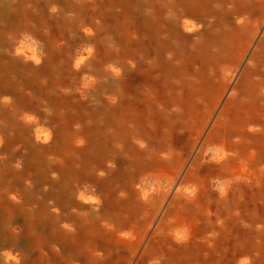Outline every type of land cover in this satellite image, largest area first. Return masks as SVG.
I'll return each instance as SVG.
<instances>
[{
  "label": "bare ground",
  "instance_id": "1",
  "mask_svg": "<svg viewBox=\"0 0 264 264\" xmlns=\"http://www.w3.org/2000/svg\"><path fill=\"white\" fill-rule=\"evenodd\" d=\"M57 1L66 4L69 0ZM10 3L0 0V17L13 19L18 29L29 27L33 17L42 21L40 14ZM39 46L37 36L24 32L9 52L38 64L42 57ZM89 52V46L76 43L67 60L75 61L79 54L80 62ZM9 64L17 65L10 57L4 62L0 55V120H12L10 131H30L42 141L53 133L63 137L64 143L52 149L47 165L0 164V264H211L213 253L223 251L231 240L236 242L234 264L258 260V191H247L257 177V146L236 149L231 137L221 131L216 139L203 143L206 124L196 127L190 113L184 132L187 149H127L132 144L126 143L129 134H123L137 128L129 130L125 122L136 124L138 101L148 102V91L136 100L132 97L130 107L116 109L106 102L91 111L80 100L49 93L52 86L66 83V68L55 80L49 78L45 85L34 84L29 89L52 110L45 122L39 117V98L35 105L21 107L23 101L14 84L5 77L12 70ZM104 66L106 72L118 75L112 61ZM236 66L233 73H227L231 78ZM79 78L86 88L94 79L90 73H82ZM24 81L29 85L27 79ZM9 96H15L20 108L15 114L3 105L9 102ZM246 110L247 116L241 114L230 122L235 126L232 132L255 122L258 105H247ZM97 115L102 123H92L87 133L79 135L92 143L100 139L104 142L109 125L123 133L121 138L126 137L120 149H79L65 140L63 133L74 121ZM212 131H208V138ZM142 137L133 134L134 139ZM31 156L39 158L35 153ZM113 165H117L114 170ZM27 172H31L34 183L26 177ZM119 184L124 190L117 199L114 190ZM247 218L250 224L245 227Z\"/></svg>",
  "mask_w": 264,
  "mask_h": 264
},
{
  "label": "rangeland",
  "instance_id": "2",
  "mask_svg": "<svg viewBox=\"0 0 264 264\" xmlns=\"http://www.w3.org/2000/svg\"><path fill=\"white\" fill-rule=\"evenodd\" d=\"M8 1L12 6L20 4L25 12L40 14L42 20L31 17L29 27L18 29L13 19L0 17V55L4 62L10 57L17 64H9L12 70L5 77L14 84L23 101L21 107L33 106L39 98V117L48 122L52 110L42 97L30 91L31 86L55 80L65 68L69 72L66 83L52 86L49 93L80 100L91 111L106 102L116 109L130 107L131 98L136 100L146 91L151 96L148 102L138 101L136 124L125 122L129 130L137 128L132 133H119L108 125L104 142L100 139L92 143L79 134L87 133L92 123H102L98 115L74 121L63 133L73 147L120 149L126 138L120 135L129 134L126 143L132 145L127 149H187L189 142L184 132L190 113L196 127L206 124L203 143L213 141L221 131L231 137L236 149L257 146V177L247 187L248 194L258 191V260L251 264H264V0H69L66 4L57 0ZM24 32L40 41L42 57L38 64L9 52ZM76 43L89 46L90 52L80 62L79 54L75 61H68ZM108 61L116 64L117 76L105 71L104 63ZM235 66L231 78L227 73H233ZM82 73L94 77L88 88L79 78ZM14 97L9 96V102L3 105L15 114L20 108ZM251 104L258 105L255 122L232 132L235 126L230 122L241 114L247 116L246 106ZM10 122H0V164L47 165L52 160V149L64 143L63 137L53 133L42 141L30 131H10ZM208 131L213 132L211 138L207 137ZM138 133L143 134L140 140L133 138ZM32 153L39 158H32ZM116 167L113 165V170ZM25 175L34 183L31 172ZM117 189L115 196L120 199L124 185H117ZM236 190L235 186L232 192ZM244 220L247 227L250 221ZM235 246L231 240L223 251L214 252L211 264H234Z\"/></svg>",
  "mask_w": 264,
  "mask_h": 264
},
{
  "label": "clouds",
  "instance_id": "3",
  "mask_svg": "<svg viewBox=\"0 0 264 264\" xmlns=\"http://www.w3.org/2000/svg\"><path fill=\"white\" fill-rule=\"evenodd\" d=\"M220 190H221V192H223V188H221Z\"/></svg>",
  "mask_w": 264,
  "mask_h": 264
}]
</instances>
